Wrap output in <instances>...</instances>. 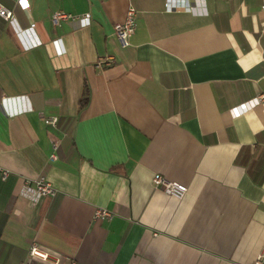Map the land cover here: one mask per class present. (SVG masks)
Instances as JSON below:
<instances>
[{
	"label": "crops",
	"instance_id": "1",
	"mask_svg": "<svg viewBox=\"0 0 264 264\" xmlns=\"http://www.w3.org/2000/svg\"><path fill=\"white\" fill-rule=\"evenodd\" d=\"M27 1L0 0L12 11L0 16V264L264 254V100L252 101L264 93V0ZM129 6L122 47L113 24ZM59 9L90 22L53 24ZM31 23L40 44L25 48L16 30ZM107 55L115 62L99 65ZM156 172L184 196L155 188ZM40 174L55 193L32 205L23 181Z\"/></svg>",
	"mask_w": 264,
	"mask_h": 264
},
{
	"label": "built area",
	"instance_id": "2",
	"mask_svg": "<svg viewBox=\"0 0 264 264\" xmlns=\"http://www.w3.org/2000/svg\"><path fill=\"white\" fill-rule=\"evenodd\" d=\"M18 2L24 9L28 7L27 0H15ZM176 0H165V7L167 10H172L177 8L178 6L175 3ZM186 1V0H184ZM186 7H189L188 4ZM261 9L264 10V2L261 4ZM135 15L136 10L129 6L126 10L125 17L122 21L114 22L113 29L115 37L118 40L120 46L124 47L128 44L129 36L135 30ZM0 16L4 19L8 20L12 18V11L6 7L4 4L0 2ZM65 19H77L79 20L80 25H86L90 22V14L89 12H85L83 14H72L70 12H66L63 10H54L50 15V20L53 24L58 23L60 20ZM33 25L32 23L24 29L16 30L17 36L20 38L22 42H24L25 48H30L40 44V40L37 36L33 34ZM29 36L31 39H29ZM27 38V41H25ZM58 41V40H55ZM115 60L113 56L107 55L99 58L98 64H112ZM260 100H264V93H260L254 98H252L253 103H256ZM43 121L48 125H55L57 123L56 116H44ZM53 147L55 144L53 143ZM55 155L52 153L51 158H54ZM8 174V170L6 168H1V178H5ZM151 183L155 188L161 189L163 192L172 195L176 198H182L187 190V187L174 180H170L166 178L164 175L156 172L151 177ZM55 193V189L51 182L45 177V175L40 174L32 179H25L23 181V194L29 199L32 205L36 204L43 196L53 195ZM111 212L105 208H96L94 211V217H111ZM29 253L31 255L39 256L42 259H49L54 263H58L59 258L56 256H50L48 253L41 251L35 243H32L29 248ZM264 261V254L259 253L255 259L250 264H262ZM71 264H80L77 261H72Z\"/></svg>",
	"mask_w": 264,
	"mask_h": 264
}]
</instances>
